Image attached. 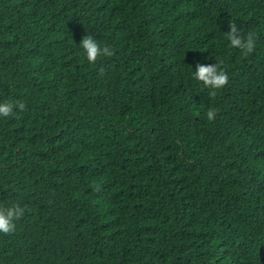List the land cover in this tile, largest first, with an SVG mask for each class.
Listing matches in <instances>:
<instances>
[{"label": "trees", "instance_id": "1", "mask_svg": "<svg viewBox=\"0 0 264 264\" xmlns=\"http://www.w3.org/2000/svg\"><path fill=\"white\" fill-rule=\"evenodd\" d=\"M0 100V264H264V0H0Z\"/></svg>", "mask_w": 264, "mask_h": 264}, {"label": "clouds", "instance_id": "2", "mask_svg": "<svg viewBox=\"0 0 264 264\" xmlns=\"http://www.w3.org/2000/svg\"><path fill=\"white\" fill-rule=\"evenodd\" d=\"M228 40L234 47L243 50L245 54L251 52L255 47V41L252 37L246 40L239 35L238 29L234 25H230L227 30ZM79 47L82 49L86 60L93 63L100 56L112 55V49L107 45H102L98 39L92 34H85L79 41ZM192 75L197 81L202 82L205 86L219 90L228 81L227 73L214 63L197 62L195 70L192 69ZM22 103H14L9 100H0V117L14 116L17 110L23 109ZM208 119L215 118V110L210 109L207 113ZM22 215V210L18 206L5 207L0 206V235H9L15 229V221Z\"/></svg>", "mask_w": 264, "mask_h": 264}]
</instances>
